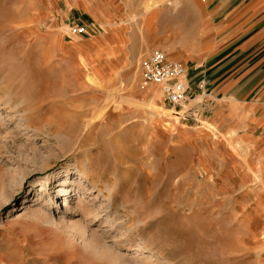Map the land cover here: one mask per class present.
I'll return each mask as SVG.
<instances>
[{
  "label": "rangeland",
  "instance_id": "rangeland-1",
  "mask_svg": "<svg viewBox=\"0 0 264 264\" xmlns=\"http://www.w3.org/2000/svg\"><path fill=\"white\" fill-rule=\"evenodd\" d=\"M149 2L0 0V264H264V137L141 87Z\"/></svg>",
  "mask_w": 264,
  "mask_h": 264
},
{
  "label": "crops",
  "instance_id": "crops-1",
  "mask_svg": "<svg viewBox=\"0 0 264 264\" xmlns=\"http://www.w3.org/2000/svg\"><path fill=\"white\" fill-rule=\"evenodd\" d=\"M152 30L183 50L195 97L240 108L243 134L264 137V0H158Z\"/></svg>",
  "mask_w": 264,
  "mask_h": 264
},
{
  "label": "built area",
  "instance_id": "built-area-1",
  "mask_svg": "<svg viewBox=\"0 0 264 264\" xmlns=\"http://www.w3.org/2000/svg\"><path fill=\"white\" fill-rule=\"evenodd\" d=\"M78 33L83 27L76 28ZM139 83L141 87L158 86L163 100L177 106L188 95L189 88L185 82L186 68L178 60L170 59L161 49H151L138 63ZM202 83L198 85V88Z\"/></svg>",
  "mask_w": 264,
  "mask_h": 264
},
{
  "label": "bare ground",
  "instance_id": "bare-ground-1",
  "mask_svg": "<svg viewBox=\"0 0 264 264\" xmlns=\"http://www.w3.org/2000/svg\"><path fill=\"white\" fill-rule=\"evenodd\" d=\"M140 2H141V9H143V10H145V11H147V10H149V9H151L152 7H153V5H151V3L149 2V0L148 1H146V0H140ZM155 6V5H154ZM88 79V81H91L92 83H94V81H93V79H92V77H88L87 78ZM101 83V81L100 80H98V83H97V85L98 86H101L102 85V83ZM106 89V88H105ZM108 90V89H107ZM107 94H108V92H107ZM122 98V97H121ZM9 102H14L13 100H9ZM23 107H26V103H20ZM146 105H148V104H146ZM154 108V107H153ZM169 113V112H168ZM167 113V114H168ZM171 113V115H178V113L177 112H170ZM82 170V169H81ZM83 173V172H82ZM87 180H86V182H88V183H93V184H95L96 185V180L93 178V176H86L85 177ZM66 183V181H63L62 182V185L63 186H65L64 184ZM98 185V184H97ZM61 195L63 194H65L67 191L64 189V187H62V189H61ZM110 199H112V197L110 198ZM67 205H68V203H66L65 201H62L60 204H59V206H61V207H67Z\"/></svg>",
  "mask_w": 264,
  "mask_h": 264
}]
</instances>
